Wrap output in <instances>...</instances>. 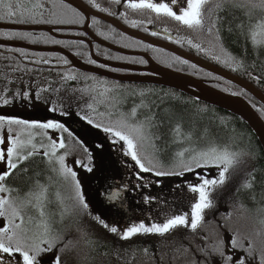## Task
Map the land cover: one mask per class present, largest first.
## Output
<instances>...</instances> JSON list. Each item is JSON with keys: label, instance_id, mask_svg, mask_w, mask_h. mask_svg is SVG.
I'll return each instance as SVG.
<instances>
[{"label": "trees", "instance_id": "obj_1", "mask_svg": "<svg viewBox=\"0 0 264 264\" xmlns=\"http://www.w3.org/2000/svg\"><path fill=\"white\" fill-rule=\"evenodd\" d=\"M204 1L195 0L194 10L193 12L191 10L188 16L178 15L164 8L154 10L143 8L139 13L141 17L132 10L130 18L137 20L136 25L142 29L139 32L163 41L167 39L162 32L168 33L171 39L179 38L176 40L182 43H178L180 45L178 48L248 82L264 95V10L259 7L258 1L242 0L231 3L215 0L207 14L208 28L205 32V35L213 39L204 42L185 28L188 24L192 25L190 21L192 18L195 22L199 20ZM102 2L103 0H94V5ZM34 21H41L44 26L58 25L54 33L60 36L74 38L84 36L79 30L84 26V16L59 0H0V23L33 26L31 24H35ZM66 21L73 23L77 28H69L70 25L64 24ZM88 30L113 46L121 49L122 46H126L128 48H124L125 50L145 53L164 68L194 77L218 91L243 99L264 122V105L239 86L169 52L131 39L97 19L90 18ZM0 40L35 47L64 49L85 64L106 68L93 62L88 45L78 39H58L46 32L0 30ZM92 49L94 56L102 60L109 62L127 60L131 63L129 65L146 66V61L141 57L120 55L95 43H92ZM10 52H0V113L8 112L6 96L22 92V86L16 83V80L20 79L27 80V92L23 93L37 96L35 100H29V104L43 105L45 110L55 109L54 106L57 105L60 109L78 113L80 109L86 107H81L82 102L77 98L81 96L80 90L90 91L91 94L118 93L114 87L105 84L117 82L76 70L61 54L14 49ZM10 74L12 84L8 83ZM118 84L123 85L119 92L132 87L134 90H131L130 94L136 96L144 93L142 88L151 87L161 90L159 95L162 98L165 94L171 93L173 99L179 102L168 103L165 100L167 106L171 107L172 115L183 119L184 129L192 136L185 153L191 152L197 144L202 145L198 146L199 151L184 155L193 156L191 160H196L195 162H189L186 167L183 166L185 162L174 171L188 175L200 173L202 171L200 167L206 166L208 158H221L224 155L231 157L235 164L236 160L237 164L244 163L242 167L230 171L229 185L225 186L222 194H209L210 198L201 202L200 194H197V197L196 194H172L170 215H163L158 219H152L154 216H150L131 220L133 224L161 223L170 226L132 227L125 231L123 261L126 264L140 262L204 264V259L212 257L214 260L222 261L224 255L229 253L231 259L237 263L247 258L246 264H264V151L249 126L237 116L179 91L153 85ZM68 95L76 96L77 102L73 108L67 106L65 97ZM177 124L181 125L180 122ZM1 128L4 129V123L0 120ZM91 142L92 160L98 161L104 156L108 157L107 160L112 158L111 150L102 147L100 141L95 142L92 139ZM158 143L162 145L159 150L166 147L163 139ZM76 144L82 148L77 156V162L81 164L86 160L83 154L86 144L80 140H77ZM196 154L198 158L194 159ZM177 155L176 152L172 155L173 162L177 160ZM97 166V174H107L105 171L102 172L100 163H97ZM212 169L214 170L210 167L204 171L207 170L211 175ZM228 176H222L221 181H216L215 186L223 187ZM177 198L182 202H177ZM161 202L164 205V199ZM139 205L140 203H137L138 207ZM152 205L154 207L159 205L158 199L152 202ZM212 207L216 210L213 216L206 213L207 208ZM115 243L112 245H116ZM215 244H218L219 253L213 252ZM233 247H236V251ZM242 247H245L246 251ZM117 248L115 246L113 250L117 251ZM260 252L262 253L259 254ZM140 258L142 261H139ZM108 262L110 264V261Z\"/></svg>", "mask_w": 264, "mask_h": 264}, {"label": "flooded vegetation", "instance_id": "obj_2", "mask_svg": "<svg viewBox=\"0 0 264 264\" xmlns=\"http://www.w3.org/2000/svg\"><path fill=\"white\" fill-rule=\"evenodd\" d=\"M81 1L94 9V0ZM105 7L113 10L118 17L131 16L130 12L126 14L121 12L117 5L106 4ZM148 7V10L156 9V7ZM83 37L86 38L85 35ZM10 50L12 48L0 47V52L3 53H11ZM102 69L117 74H131L127 71ZM11 76L10 74L9 84L13 83ZM16 83L22 86V92L5 97L8 112H5L3 123L7 142L0 143V194H7L12 204L15 203L10 207L11 222L8 223L7 238L0 241V264H92L94 253L98 254V258H95L101 262L110 261V264H113L117 261V264H120L123 260L125 231L118 221L115 223L106 221L101 217V210L90 205L89 201L85 207L77 206L78 211H84L86 218L106 222L98 223L103 235L111 229L117 228L119 231L112 242H116L117 251L111 250L107 246L108 242L104 240L99 242V247H104V249L98 247L91 251L89 237L84 235L86 233H83L86 240L81 239L79 244L75 242V230L84 229L88 225L73 221V210L76 208L71 207V199H69V206L63 207L67 213L64 222L60 223L61 209L59 207L51 204L35 207L31 204L32 197L36 194H74L77 188L75 183L80 180L84 181L83 183L90 182L91 190L83 193L101 194L100 204L106 209H112L114 214L120 215L121 212L127 211L133 215V212H137L139 215L135 219H144L150 216H160L156 215L158 212L167 215L168 209L172 211L170 208H172L171 198L173 197L169 187L166 186V190L159 189L157 181L154 180L155 175L151 177L150 174V172H155L150 169H155L154 166L134 159H131V162L137 170L133 172L128 169L131 172L130 175H125L126 166L113 158L106 159L100 164L102 172L105 171L107 174H97V161L93 160L94 167H91L93 144L92 137L89 136L97 132V127L84 123L76 115H60L58 111L60 107L57 105L54 106L56 110H45L43 105H30L29 100H35L37 96L23 93V91L27 92V80H16ZM161 88L167 89L166 87ZM29 124H31L30 130H27ZM77 140L86 144L83 148L86 160L81 164L77 162L78 153L82 149L76 144ZM105 143H100V145L111 150L113 157V146ZM87 162H90L88 174L81 178L77 175L78 168ZM141 172H146V177L140 175ZM94 176H98V179H93ZM112 194L121 195L115 201H110L108 196ZM128 194H165V196L157 198L159 205L148 207L143 211L142 207L126 208L125 200ZM111 198L114 199V196ZM163 199L164 205L161 202ZM93 212H95L94 215H92ZM132 226L134 228H164L170 225L145 223Z\"/></svg>", "mask_w": 264, "mask_h": 264}, {"label": "rangeland", "instance_id": "obj_3", "mask_svg": "<svg viewBox=\"0 0 264 264\" xmlns=\"http://www.w3.org/2000/svg\"><path fill=\"white\" fill-rule=\"evenodd\" d=\"M194 1L195 0H103L101 4L93 5V8L101 12L103 14L109 16H116L118 21L124 24L126 27L139 31L142 30L138 25H136L137 20L134 18H130L127 16L118 17L113 10H109L106 8V4L109 5H117V8L121 9L123 13H129L132 10L139 15L140 10L143 8L156 7L159 9L170 10L171 12L188 16V13L194 10ZM215 0H205L201 5L200 11L202 12L199 20L195 22V19L192 18L190 21L192 25L185 27L189 29L190 32L194 34V36L204 42H210L213 38L209 35H205V32L208 28L207 25V14L211 9V3ZM227 2L235 3L242 0H225ZM250 1H258V5L261 9L264 10V0H250ZM245 2V1H243ZM137 4V5H136ZM140 6V7H138ZM137 7V8H135ZM195 22V23H194ZM35 24H31L33 26H44L45 24L41 21H34ZM69 28H77L73 23L66 21L64 22ZM58 25L51 24L48 27H56ZM57 28V27H56ZM179 39V38H176ZM176 39L169 40L175 46H180L178 43H182V41H178ZM122 48H128L126 46H122ZM127 50V49H126ZM117 63L121 64H131L127 60L117 61ZM107 86L114 87L118 90L117 94H104L97 93L91 94L92 92L87 90H80L81 96L77 97L82 104L81 107H88L87 113L86 108L80 109L78 113H74V111H68L58 108L60 115L62 116H74L76 115L80 118L84 123L97 127V132L91 133L89 136L94 139L95 142H101L106 144H110L113 146V159H118L121 161L126 167L124 168V174L130 175L132 170L135 172L137 167L134 166L131 162V159L143 161L146 164L154 166L155 169L150 168L151 177L155 175L154 180L157 181L158 188L166 190V186L169 187L171 194H200L199 201L201 202L203 199L210 198L209 194H222L224 192L225 186L229 185V173L232 169L237 167H242L244 165L243 162L236 164L232 162V158L224 155L221 158H208L209 160H214V163L207 160L206 166H201L202 171L200 173H190L181 174L178 173L177 170L181 164H185L183 166H187L189 162H195L196 160H191L193 156L184 157L191 153L192 151H199V147H195L191 152L185 153L190 142L192 140V136L188 133L183 126V119L175 118L172 115L171 107L167 106L168 103L175 102L179 103L173 99L171 93L165 94V97L162 98L159 94L162 92L159 89L145 87L142 88L144 93L139 95H131L130 91L134 90L132 87L124 90L122 92L120 89L123 85H119L117 83H108L105 82ZM166 93V92H165ZM90 94V95H88ZM172 98V99H171ZM67 102H77L76 96L68 95L65 97ZM68 106V105H67ZM53 110V109H51ZM6 113H0V120L3 121ZM89 115V117H88ZM179 120V121H177ZM177 122H180L181 125H178ZM30 125L27 130H30ZM0 139L1 143L5 144L7 139L5 138V130L0 129ZM163 139L166 147L163 150H159L158 141ZM99 140V141H97ZM184 142V143H183ZM183 143L182 151H179L177 160L174 162L172 159H168L167 156L170 154L171 156L174 154V149L172 147L175 145H179ZM109 150V149H106ZM131 159H130V158ZM108 157L104 156L101 159H98L97 163H102ZM198 155L194 156V159H197ZM117 160V161H118ZM242 161V160H240ZM108 164V162L106 161ZM169 163V164H167ZM88 164L79 166L77 175L84 177L88 174ZM182 166V167H183ZM91 167H94L93 160L91 158ZM213 167V174L207 173L206 168ZM129 169V170H128ZM210 170V169H208ZM140 175L146 177V172H141ZM229 175V176H228ZM222 176H228L223 187L215 186L216 181L220 182ZM94 178L98 179V176H94ZM85 179V178H84ZM83 179V180H84ZM92 179V180H93ZM91 180V181H92ZM84 182V181H83ZM80 180H77L75 185L77 186L74 194H36L32 197V205L35 207H40L44 205H55L59 207L60 217L59 222H64L67 211L63 210L64 206H69V199L72 200V206L76 209L73 210V221L75 223L87 224L88 227L84 229L77 228L74 232L75 234V242L79 244L81 239L86 240L84 235L89 237V243L91 246V251H94L99 247V242L102 240L108 242L109 245H112L114 238L119 234L117 228L106 231V235H103L100 231V227L98 223H106L102 220H91L86 218L84 215V211H78V207H85L90 202V205H93L95 208H99L101 210V217L105 218L106 221L110 223L119 222L123 227V231L129 230L133 227V223L131 220L135 219L139 214L137 212H133V215L129 214V212L125 211V213H120L119 220L118 216L114 214L112 209H106L102 204H100V196L101 194H84L83 192H89L90 182L83 183ZM164 195L162 194H128L126 197V208H138L137 203H140L139 207L144 208L143 211L148 208L147 206L154 207L152 202H154L157 198H160ZM79 198V200H77ZM149 199V200H145ZM185 199L188 200L187 197ZM198 199V198H197ZM152 201V202H151ZM177 202H182L179 198L176 199ZM45 202V203H44ZM128 202V203H127ZM184 202V201H183ZM82 204L81 206L79 204ZM10 197L8 198L7 194H0V241H4L7 238V229L8 223L11 222L9 219L10 207H12ZM157 206V205H156ZM81 209V208H80ZM172 209V208H170ZM216 212L215 208H207L206 213L209 215H214ZM93 212L92 215H94ZM154 218H162L163 214L157 213ZM171 211L167 210V215H170ZM84 217V218H80ZM15 221V220H13ZM83 228V227H82ZM203 228V227H202ZM204 225V229H206ZM83 233H86L83 235ZM83 235V236H82ZM72 239V237H71ZM116 245L111 246V250L114 249ZM218 244L213 246V252L219 253L217 249ZM117 248V247H116ZM216 248V249H215ZM236 251V247H233ZM244 251H246L245 247H242ZM93 254V253H92ZM116 256V255H114ZM225 258L220 260H214L212 257L210 259L205 260L204 264H246L247 258L241 260L240 263H237L231 259V255L226 253ZM109 262H101L99 259L95 257L92 259V264H108ZM125 261L122 260L120 264H124ZM126 264V263H125ZM192 264V263H186ZM200 264H203L202 262Z\"/></svg>", "mask_w": 264, "mask_h": 264}, {"label": "water", "instance_id": "obj_4", "mask_svg": "<svg viewBox=\"0 0 264 264\" xmlns=\"http://www.w3.org/2000/svg\"><path fill=\"white\" fill-rule=\"evenodd\" d=\"M59 1L72 7L73 9L77 10L84 16L85 18L84 26L82 28H79V30L83 32L87 36V38L60 36L54 33L56 30L55 27H48V26H21V25L0 23V30L20 31V32H46L58 39H78L85 42L88 45L90 56L95 63L109 68L128 71L132 73L117 74L111 71H107L98 67L85 64L84 62L80 61L78 58L70 54L68 51L59 48L35 47L25 43L3 41V40H0V47L22 49L25 51L36 52V53H43V52L57 53L63 55L70 62L72 68H75L76 70H79L84 73L93 74L120 83L156 85L182 92L200 102H203L207 105L216 107L221 110H225L239 117L250 127V129L256 136L257 140L259 141L264 151V123L254 112V110L249 106V104L246 103L243 99L218 91L213 87H210L205 83L197 80L194 77L164 68L156 64L145 53L124 50L97 38L88 30L89 20L90 18L97 19L105 24L110 25L111 27H113L114 29H116L117 31H119L120 33L131 39L140 41L152 47L169 52L177 56L178 58H181L197 66L200 69H203L213 75H216L224 80H227L239 86L248 93H250L253 97H255L259 102H261L264 105V95L260 91H258L255 87H253L251 84L176 47L175 45H173L168 41H163L153 36L141 33L139 31L132 30L126 27L125 25H123L117 19L93 10L81 0H59ZM161 34H163L166 38L169 36V34L166 32H162ZM92 43H96L99 46L104 47L107 50L120 55L141 57L146 61L147 65L145 67H137L129 64H121V63L109 62L106 60L99 59L95 57L93 54ZM120 195L121 194H112L111 196H108V199L110 201H115ZM112 196H114V199L111 198Z\"/></svg>", "mask_w": 264, "mask_h": 264}, {"label": "bare ground", "instance_id": "obj_5", "mask_svg": "<svg viewBox=\"0 0 264 264\" xmlns=\"http://www.w3.org/2000/svg\"><path fill=\"white\" fill-rule=\"evenodd\" d=\"M96 44V43H95ZM93 50V49H92ZM214 66V65H213ZM221 69V68H220ZM223 70V69H222ZM227 81V80H226ZM229 82V81H228ZM259 91V90H258ZM247 103V102H246ZM68 106L70 107V108H73L74 106H76V102H68ZM86 108V107H85ZM225 111V110H224ZM255 112V111H254ZM256 113V112H255ZM259 117V116H258ZM239 118V117H238ZM260 118V117H259ZM261 119V118H260ZM263 122V121H262ZM264 123V122H263ZM250 128V127H249ZM252 131V130H251ZM160 141V140H159ZM158 141V142H159ZM165 143V142H164ZM184 143V142H183ZM183 143H181V144H179V145H175V146H173L172 145V147H173V149H174V151L176 152V153H179V151H182V144ZM166 145V144H165ZM200 145H202V144H197V145H195V146H200ZM162 146V145H161ZM161 146L159 145V143H158V148H161ZM167 158L168 159H172V156L169 154L168 156H167ZM167 164H169V163H167ZM231 188V187H230ZM108 247H111L112 245H107ZM101 248H103L104 249V247H99V249H101ZM262 252H260L259 254H261ZM94 255H95V257H97L98 258V254H96V253H94ZM139 261H142V259L140 258L139 259ZM145 263H147V262H145ZM113 264H117V261H114L113 262ZM139 264H141V262L139 263ZM148 264H153L152 262H148ZM175 264H183V263H181V262H176ZM194 264V263H193Z\"/></svg>", "mask_w": 264, "mask_h": 264}]
</instances>
